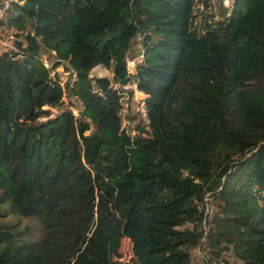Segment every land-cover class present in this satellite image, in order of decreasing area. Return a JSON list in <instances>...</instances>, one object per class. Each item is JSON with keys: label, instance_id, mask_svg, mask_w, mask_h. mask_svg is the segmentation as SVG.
<instances>
[{"label": "trees", "instance_id": "trees-1", "mask_svg": "<svg viewBox=\"0 0 264 264\" xmlns=\"http://www.w3.org/2000/svg\"><path fill=\"white\" fill-rule=\"evenodd\" d=\"M196 1L10 0L0 264H117L123 237L137 264H264V0H219L206 37ZM125 85L143 95L134 134Z\"/></svg>", "mask_w": 264, "mask_h": 264}, {"label": "rangeland", "instance_id": "rangeland-1", "mask_svg": "<svg viewBox=\"0 0 264 264\" xmlns=\"http://www.w3.org/2000/svg\"><path fill=\"white\" fill-rule=\"evenodd\" d=\"M228 4V6H225L223 4V0H220V4L228 11L231 6V0ZM219 0H208L206 8L203 7L202 3H200L199 0H197L194 3L193 11L190 20L192 19V27L197 29L198 31H202V28H205L208 25V22L212 20H220V18L217 16L218 12V5ZM218 5V6H217ZM209 13L213 14L210 18L206 15ZM194 15V16H193ZM209 33V30L205 28V34L204 37H206ZM15 38L13 36V29H7L4 24L0 25V53L2 51H5L6 49L11 48V41ZM52 54L51 52H40V57L45 66L50 65L52 61ZM61 64H64L63 62H60L54 71H56L59 75V78L62 82H64L68 77V68L67 72L63 73L61 71ZM65 65V64H64ZM133 64H128L126 62V67L128 68V71L132 70ZM66 66V65H65ZM90 75H96V76H106L107 78L111 79V72L109 69H105L102 66H95L90 70ZM124 92L121 98V110L119 112L120 114V127L124 128L128 133L134 134L135 128L137 125L146 128V118L144 116V111L142 108L141 100L143 98V95L135 90V87L133 85H125L124 86ZM130 91V95H128V92ZM63 102L65 104L69 100V102L75 104V106H79V102L72 98V97H66L64 96L62 98ZM67 105V104H66ZM67 107L72 111L73 115H76V107L69 106ZM51 115H54L57 110L50 109ZM119 249H118V256L114 257L113 260L117 264H137L136 261L132 258V253L130 249V242L127 238L123 237L120 240L119 243ZM225 258H230V256L226 253ZM196 259L199 257L193 256Z\"/></svg>", "mask_w": 264, "mask_h": 264}, {"label": "built area", "instance_id": "built-area-1", "mask_svg": "<svg viewBox=\"0 0 264 264\" xmlns=\"http://www.w3.org/2000/svg\"><path fill=\"white\" fill-rule=\"evenodd\" d=\"M10 0H0V20H3L5 12L7 10L8 4ZM230 1L228 0H223V4L225 6H228ZM127 63L132 64V61H127ZM207 258V256H205ZM203 257V259L200 261L201 264H226L222 259H213L210 261H207L206 258Z\"/></svg>", "mask_w": 264, "mask_h": 264}, {"label": "water", "instance_id": "water-1", "mask_svg": "<svg viewBox=\"0 0 264 264\" xmlns=\"http://www.w3.org/2000/svg\"><path fill=\"white\" fill-rule=\"evenodd\" d=\"M18 43H20V42H18ZM61 71L63 73H66L67 72V67L64 64H61Z\"/></svg>", "mask_w": 264, "mask_h": 264}]
</instances>
